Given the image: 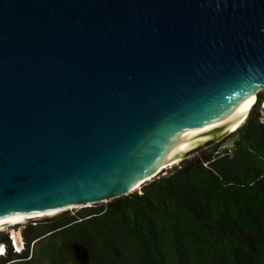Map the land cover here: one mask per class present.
I'll list each match as a JSON object with an SVG mask.
<instances>
[{
    "label": "water",
    "instance_id": "1",
    "mask_svg": "<svg viewBox=\"0 0 264 264\" xmlns=\"http://www.w3.org/2000/svg\"><path fill=\"white\" fill-rule=\"evenodd\" d=\"M257 88L264 0H0V218L128 195Z\"/></svg>",
    "mask_w": 264,
    "mask_h": 264
},
{
    "label": "trees",
    "instance_id": "2",
    "mask_svg": "<svg viewBox=\"0 0 264 264\" xmlns=\"http://www.w3.org/2000/svg\"><path fill=\"white\" fill-rule=\"evenodd\" d=\"M263 100L258 94L246 121L232 132L231 148L204 154L187 171L154 178L141 194L84 207L49 224H29L22 230L23 253L9 250L0 264L30 261L39 243L58 234L74 257L86 259L92 251L107 264H264ZM123 211L126 224L120 221ZM108 219L116 222V230L107 226ZM78 234L88 246L69 245ZM104 241L124 258L111 256Z\"/></svg>",
    "mask_w": 264,
    "mask_h": 264
},
{
    "label": "rangeland",
    "instance_id": "3",
    "mask_svg": "<svg viewBox=\"0 0 264 264\" xmlns=\"http://www.w3.org/2000/svg\"><path fill=\"white\" fill-rule=\"evenodd\" d=\"M258 94H261V96L264 99V89L261 88V91H259ZM257 94V95H258ZM257 100V99H256ZM256 102L254 103L255 106ZM253 106V107H254ZM261 114H262V119L264 120V100L261 105ZM236 136L229 134L225 138H223L221 141L213 144L212 146L201 150L200 152L196 153L195 155L189 157L188 159H179V161H175L163 168H160L158 170H154V173L144 177L143 179L139 180L136 182L131 189L127 191V194L132 193V192H138L139 194L143 193L144 191V185L148 184V182L152 181L154 178H158L160 175H164L166 172L173 171L174 169H179V168H184L188 163L192 161H202L204 160V156L210 153H217L224 151L226 148H231L232 144L235 140ZM205 154V155H204ZM119 196H116L114 198H111L110 200H115ZM110 200L104 201V203L100 204H107ZM98 205V204H97ZM79 208H71L69 210H65L62 212H59L54 215H43L37 218H40L41 220H31L28 219L26 222L18 223L13 226L6 227L5 230L0 232V237L7 235L9 236L10 233L14 232L15 234H18L21 232L22 235V230L27 227L29 224H37V223H43V224H49L56 220L57 218L63 217V216H69V215H75L78 214ZM47 217V218H45ZM124 220V221H123ZM120 221L122 224L128 223V217L125 215V212L123 211L122 215L120 216ZM107 226L110 227L113 230H116L117 224L116 222L112 221L111 219L107 220ZM120 224V223H119ZM64 235L58 234L52 238L45 239L41 243L38 244L37 246V252L36 249L34 251V257L30 261H25L30 259H20V260H13L11 261L10 264H102L101 261L97 258L94 257V253L91 251L89 254V257L86 259L80 260L76 256L74 257L70 249L68 247H63L64 246V239L62 238ZM23 238V236H22ZM102 237L97 238L98 245L102 247ZM2 241V239H0ZM24 241V239H23ZM71 243H77L80 245L88 246L84 236L82 234H78L73 240L69 243L71 246ZM103 249V247H102ZM30 255H32V251L30 252ZM117 258L119 260L123 259L124 256L121 254L120 251H117ZM107 264V263H103Z\"/></svg>",
    "mask_w": 264,
    "mask_h": 264
},
{
    "label": "bare ground",
    "instance_id": "4",
    "mask_svg": "<svg viewBox=\"0 0 264 264\" xmlns=\"http://www.w3.org/2000/svg\"><path fill=\"white\" fill-rule=\"evenodd\" d=\"M259 91H261V88H257V90L254 93V96H253V99H252L251 103L245 104L243 107H241L240 109L236 110L231 116H224L222 119H220V120L208 125L209 132H207L204 135H202V136H200V137L188 142L187 144L175 149L168 156H165L163 158L157 159L156 162L154 163V165L152 166V168L148 171V173L144 177H147V176L153 174L154 170H158V169L163 168V167H165V166H167V165H169V164H171V163H173L175 161H179L178 156H180L182 153H184V152L192 149L193 147H195L198 144V142L208 138L211 131H213V130H215L217 128H221L223 130L229 129L231 131L232 130L236 131L246 121L250 110L253 108L254 103L256 102L257 94L259 93ZM133 174L134 173H132L130 176H128L125 179V181H124L125 184L130 182ZM144 177L137 179L136 182H138L139 180L143 179ZM133 185L131 187H133ZM69 209H71V208H66V209L55 211V212H49V213H46V214L32 216V217H27V218H22V217H18V216H8V217L0 218V232L5 230L6 227L13 226V225L18 224V223H22L23 224V222H26L30 218H37V217H40V216H43V215H47V214L48 215H54V214H57L59 212H62V211H65V210H69ZM18 237H19V233H18Z\"/></svg>",
    "mask_w": 264,
    "mask_h": 264
},
{
    "label": "built area",
    "instance_id": "5",
    "mask_svg": "<svg viewBox=\"0 0 264 264\" xmlns=\"http://www.w3.org/2000/svg\"><path fill=\"white\" fill-rule=\"evenodd\" d=\"M8 242H0V249H3L0 252V257H6L9 250L13 253L21 254L25 250V242L23 241L21 233L15 234L14 232L10 233L8 236Z\"/></svg>",
    "mask_w": 264,
    "mask_h": 264
},
{
    "label": "flooded vegetation",
    "instance_id": "6",
    "mask_svg": "<svg viewBox=\"0 0 264 264\" xmlns=\"http://www.w3.org/2000/svg\"><path fill=\"white\" fill-rule=\"evenodd\" d=\"M105 246H107L110 249V254L113 257L117 258V251H120L119 249H117L116 247L112 246L111 244H109L108 242L104 241L103 243ZM121 252V251H120ZM122 254V253H121ZM101 263L103 264L104 262L101 261Z\"/></svg>",
    "mask_w": 264,
    "mask_h": 264
},
{
    "label": "snow or ice",
    "instance_id": "7",
    "mask_svg": "<svg viewBox=\"0 0 264 264\" xmlns=\"http://www.w3.org/2000/svg\"><path fill=\"white\" fill-rule=\"evenodd\" d=\"M3 251V249H0V252H2Z\"/></svg>",
    "mask_w": 264,
    "mask_h": 264
}]
</instances>
